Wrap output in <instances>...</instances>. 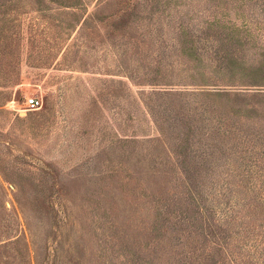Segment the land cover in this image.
<instances>
[{"label": "rangeland", "instance_id": "1", "mask_svg": "<svg viewBox=\"0 0 264 264\" xmlns=\"http://www.w3.org/2000/svg\"><path fill=\"white\" fill-rule=\"evenodd\" d=\"M0 264H264V0H0Z\"/></svg>", "mask_w": 264, "mask_h": 264}, {"label": "built area", "instance_id": "2", "mask_svg": "<svg viewBox=\"0 0 264 264\" xmlns=\"http://www.w3.org/2000/svg\"><path fill=\"white\" fill-rule=\"evenodd\" d=\"M39 104V101L35 98H30L25 101V106L30 110L37 109Z\"/></svg>", "mask_w": 264, "mask_h": 264}]
</instances>
